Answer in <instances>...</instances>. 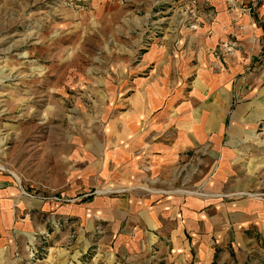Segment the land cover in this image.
Returning a JSON list of instances; mask_svg holds the SVG:
<instances>
[{"label": "crops", "instance_id": "0c3cea01", "mask_svg": "<svg viewBox=\"0 0 264 264\" xmlns=\"http://www.w3.org/2000/svg\"><path fill=\"white\" fill-rule=\"evenodd\" d=\"M203 1L193 42L137 74L100 131L66 136L65 150L48 133L32 152L0 134L13 168L0 167V264H40L14 249L68 236L74 261L92 247L88 264H264V198L231 194L264 181L245 156L264 117V2ZM193 157L187 185L199 191L173 189Z\"/></svg>", "mask_w": 264, "mask_h": 264}, {"label": "rangeland", "instance_id": "374dc122", "mask_svg": "<svg viewBox=\"0 0 264 264\" xmlns=\"http://www.w3.org/2000/svg\"><path fill=\"white\" fill-rule=\"evenodd\" d=\"M203 3L0 0V134L8 135L18 145L20 133L26 152H32L31 142L37 137L44 138L43 146L50 143L48 133L53 146L65 150L66 136L100 131L104 118L110 119L127 107L130 86L137 74L144 75L154 68L166 49L175 56L193 42ZM148 54L152 55L147 58ZM253 129L258 146L245 156L256 158L259 173H264V117ZM73 141L77 145L81 139L74 136ZM43 157L49 158L44 153ZM193 158L178 168V176L185 180L177 179L173 189L199 191L187 185L190 167L200 163L199 158ZM12 159L10 164L15 167L18 158ZM2 166L13 170L8 162L0 160ZM14 180L21 183L15 176ZM261 184L235 189L231 194L264 198V181ZM67 197L59 194V198ZM71 237L62 238L59 243L51 237L34 238L27 243L24 254L16 247L12 255L16 260L39 259L40 264L71 260L74 256L66 252ZM92 252L89 245L81 253L75 249L72 261L88 264Z\"/></svg>", "mask_w": 264, "mask_h": 264}, {"label": "built area", "instance_id": "2783aa9c", "mask_svg": "<svg viewBox=\"0 0 264 264\" xmlns=\"http://www.w3.org/2000/svg\"><path fill=\"white\" fill-rule=\"evenodd\" d=\"M262 2H264V0H252L250 2V4L247 6V9L251 8V7H257V5L261 4ZM226 48H230V44H226L225 45ZM32 249V248H31ZM30 249V250H31Z\"/></svg>", "mask_w": 264, "mask_h": 264}]
</instances>
